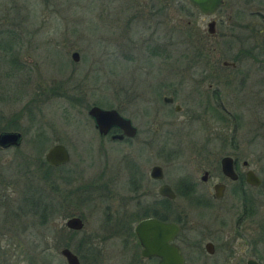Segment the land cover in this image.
<instances>
[{"label":"rangeland","instance_id":"1","mask_svg":"<svg viewBox=\"0 0 264 264\" xmlns=\"http://www.w3.org/2000/svg\"><path fill=\"white\" fill-rule=\"evenodd\" d=\"M164 2L163 5L157 0H0V49L6 46L17 49L16 54L25 60L27 70L26 85L21 91L16 63L0 51V129L8 118L16 115L15 125L7 129L16 128L22 133L18 148L0 149V264H65L56 241L57 227L64 217L75 214L87 217L89 222L91 217H102L103 203L97 193H92L90 200L86 192L73 195L69 205L57 204L42 221L21 206L25 183L32 188L42 183L45 188L50 185L42 177L46 170L42 162L45 147L52 142L61 141L70 155L67 165L49 169V177L55 181L70 167L82 170L84 179L92 181L100 180L105 163L110 170L118 167L120 144L97 135L86 113L91 104L118 108L138 127L156 128L153 132L160 135L156 138L159 145L180 150L182 154L167 168L169 178L173 179V173L178 175L180 170L197 178L201 159H207L198 155L201 146L207 144L214 149L215 144L221 145L231 136L242 143L252 136L247 159L258 169L263 149L260 110L263 93L256 90L258 84L244 93L220 91L219 107L224 108L221 112L226 114V120L188 118L189 110L196 114L199 110L197 96L190 90L192 78L183 68L185 58L181 55L186 51L183 29L189 19L204 34L208 17L199 13L192 18L186 16L179 8L183 0ZM239 2L225 0L216 13L215 35L207 39L210 54L219 60L229 59L240 47L239 39L231 33L243 34V31H232L231 22L259 25L263 21L257 12L264 13V0H249L242 11ZM155 8L161 11L155 13ZM127 21L130 26L123 33H128L132 39L129 42L120 36L122 24ZM22 22L28 31L25 48L21 41ZM147 36L151 43L144 41ZM255 38L259 40L260 35ZM154 41L169 44L168 57H149L146 46ZM252 41L250 37L243 44L250 45ZM120 42H124L123 47L134 46V60H126L119 53ZM72 50L78 52L75 61L70 58ZM220 68L229 70L228 66ZM254 75L253 81H261L258 74ZM67 80L71 96H78L80 102L62 96L44 100L53 81L63 85ZM161 82H169L168 92H172L174 102L181 106L179 111L162 103V92L156 95ZM5 89L17 93L14 98L19 99L7 97ZM26 104H33L30 113L24 108ZM233 110L243 113L239 122L228 117ZM38 131L45 136L43 144L37 139L30 142ZM41 144L43 147L36 151ZM134 148V145L130 147ZM204 166L209 168L210 164ZM59 187L66 188L62 184ZM196 212L201 217H211V209H196ZM199 251L188 255V264H215L212 256Z\"/></svg>","mask_w":264,"mask_h":264},{"label":"flooded vegetation","instance_id":"2","mask_svg":"<svg viewBox=\"0 0 264 264\" xmlns=\"http://www.w3.org/2000/svg\"><path fill=\"white\" fill-rule=\"evenodd\" d=\"M157 1L163 5L166 3L164 0ZM239 1L241 2L238 5L241 6L240 11H242L249 0ZM183 2L184 4L178 7L185 12L186 16L192 18L199 13L208 17L204 34L194 27L195 22L189 19H186L183 29L186 39V51L181 55L185 58L183 68L192 78L190 90L195 97L197 96L196 105L199 110L197 114L194 110H189L186 115L188 118L226 120V114L221 112L224 108L219 107L220 91L227 89L232 93H244L250 91L252 86L256 88L258 84L256 90L263 93L260 97L263 149L259 167L256 170L247 159L251 152L252 136L246 138L243 143L231 136L221 145L215 144L214 149L209 148L207 144L201 146V153L198 155L207 159L200 158L201 171L197 178L191 173L180 170L182 172L178 175L173 173L172 179L167 174L168 167L182 152L172 146L167 147L166 144L159 145L156 138L160 135L155 133L156 128L150 126L147 129L140 128L128 116L115 108L121 115L130 119L135 132L133 135L122 134L120 137L113 138L111 135L121 133V129L111 126L105 133H99L91 118L93 127L100 138L120 144L118 167L110 170L105 163L98 181L97 179L85 180L82 170L71 167L57 176L55 181L57 185L54 189L57 204L69 205L70 198L82 192L87 193L88 200L91 199L92 193H97L99 201L103 203L102 217H91L89 222L87 217L77 215L80 226L71 228L66 226L65 221L69 218L68 216L75 214H69L57 227L58 252L64 258L65 264H67L65 257L60 252L64 247L76 256L79 264H159L161 256L155 252L161 249L166 250L171 245L178 248L182 264H188V255L198 249L207 257L212 256L215 264L217 261L222 264H264V13L257 12L261 20L263 19L262 24L259 25L237 21L230 23L229 28L232 31L236 29L243 31V34L231 33L235 39H239L240 47L231 54L229 59L219 60L217 56L210 54L211 45L207 43V39L215 35L216 13L225 0H221V3L210 13L201 12L188 0ZM189 7L190 10H188ZM58 10L59 8L56 10L57 13ZM160 11L159 8L154 9L155 13ZM237 12L240 14L239 11ZM209 22L212 23L211 32L207 27ZM24 23H21L23 25L21 41L25 48L28 31ZM128 26H130L129 21L123 23L120 30L121 38L127 39V42L132 40L128 33H123L124 29L128 30ZM190 26L194 29L191 30ZM256 35H260L257 41ZM250 37H253L252 43L244 45L243 43ZM144 41L149 43L151 39L147 36ZM123 45L124 42H120L119 53L122 56L125 55L126 60H134V46L126 44V47H123ZM168 45L154 41L151 45L147 44L146 52L149 57L163 55L166 58ZM2 49L0 51L16 63L22 91L27 80L25 60L17 56L15 48L6 46ZM223 60L227 64H223ZM220 66H228L229 70ZM254 74H258L261 81H253ZM54 83L53 81L50 93L45 94L44 100L49 96H62L72 100L69 80H67L68 85L65 82L63 85ZM157 86L156 95L162 92L160 96L162 103L170 105L174 111H179L181 106L174 102L172 92H168L169 82H161ZM5 91L10 99H19V97L14 98L17 93L7 89ZM0 97L2 99L1 95ZM175 105H178V109ZM25 106L27 107V104ZM30 106L32 107L33 104ZM242 116L243 113L239 110H233L228 114L234 122H239ZM15 117L16 115H13L8 118L4 125L6 127L0 131L17 130L16 128L7 129V126L15 125L13 124ZM21 142L22 133L19 145L0 146V149L18 148ZM132 145L134 149H130ZM242 145L243 151H241ZM67 153L68 159L65 162L51 166L58 169L67 165L70 159L68 150ZM225 156L230 158L232 170L230 175L225 174L221 169V159ZM103 158L105 162V156ZM44 162L48 164L45 160ZM204 164H210V167L207 168ZM155 168H157L156 171ZM248 171L258 177V183H250L246 180ZM78 179L80 181H76ZM60 184L66 188H60ZM164 185L171 189L173 197L159 192L160 187ZM196 209H211V217H201ZM38 218L42 221L45 217ZM172 226L175 227L174 232H172ZM141 239L150 242L148 248L142 244ZM207 243L209 246H206Z\"/></svg>","mask_w":264,"mask_h":264},{"label":"water","instance_id":"3","mask_svg":"<svg viewBox=\"0 0 264 264\" xmlns=\"http://www.w3.org/2000/svg\"><path fill=\"white\" fill-rule=\"evenodd\" d=\"M194 6H196L201 12L210 13L214 8L221 3V0H188ZM208 31H212V23L209 22ZM70 58L72 60L78 59V52L72 50L70 52ZM223 64H227L226 61H222ZM169 100V98H168ZM175 108L178 109V105H175ZM86 113L92 118L95 128L99 133H105L109 127L115 126L121 129V133H115L111 137L116 138L120 137L122 134L133 135L135 132V127L131 124V121L128 117L121 115L115 108L108 107L104 108L98 105H90ZM21 141V133L17 130H2L0 131V146L7 147L9 145H19ZM68 159V153L65 146L60 142H55L49 145L44 151V160L50 165H56L63 163ZM157 168L154 170L156 171ZM221 169L222 171L230 175L231 162L229 157H222L221 159ZM153 171V172H155ZM246 180L250 183H258V177L251 171L246 173ZM216 190V186L214 187ZM159 192L162 194H167L173 197V192L171 189L164 185L160 187ZM69 218L65 221L66 226L71 228H78L80 226V219L77 215H70ZM175 227L172 226V232H174ZM142 244L149 247V241L146 239H141ZM206 246H209L207 243ZM61 254L65 257L67 264H79L76 256L70 252L66 247L61 248ZM157 255L161 256L159 264H182L181 254L178 248L175 245H171L170 248L166 250H158L155 252Z\"/></svg>","mask_w":264,"mask_h":264},{"label":"trees","instance_id":"4","mask_svg":"<svg viewBox=\"0 0 264 264\" xmlns=\"http://www.w3.org/2000/svg\"><path fill=\"white\" fill-rule=\"evenodd\" d=\"M72 100L74 102L81 101L78 96H72ZM26 109L28 113H30V105H28ZM33 139H37L38 142L40 141L42 144L46 142L45 136L43 135L42 131H38L37 133H35V136L31 138L30 142H33ZM42 144L39 146V148L36 149V151H39L43 147ZM42 163L44 164V168H46V170L43 172L42 177L44 181H49L50 185L45 188L43 186L44 183H42V185H36L32 188V186H28V184L26 185L25 183V188L27 187L25 189L26 194H24L23 196L24 204H21V206L24 205L26 211L30 212L33 215L37 214L38 217H48L49 214H52V211L57 205L56 196L55 194H53L56 185L55 179L53 177H49V169H51L52 166L46 164L45 162ZM58 205L61 206V204Z\"/></svg>","mask_w":264,"mask_h":264}]
</instances>
